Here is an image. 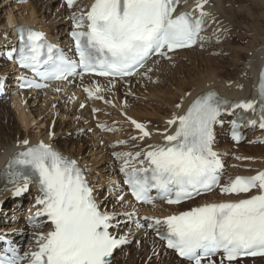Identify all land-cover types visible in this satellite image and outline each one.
Instances as JSON below:
<instances>
[{
  "label": "snow or ice",
  "instance_id": "obj_1",
  "mask_svg": "<svg viewBox=\"0 0 264 264\" xmlns=\"http://www.w3.org/2000/svg\"><path fill=\"white\" fill-rule=\"evenodd\" d=\"M207 2L197 0L192 12H181V0H93L87 10L81 8L71 16L75 59L49 43L43 33L20 28L18 51L7 58L15 59L20 68L31 71L39 80L22 77L21 87L46 88L49 81L88 75L110 78L111 88L116 80L137 75L154 56L171 59L169 54L179 49L191 48L198 42L203 45ZM65 3L71 9L76 0ZM102 91L98 83L84 88L89 99H104ZM250 111L259 112V127L264 130V69L255 100L232 103L215 92H207L194 99L183 114L173 115L166 122L174 130L161 133L163 143L149 144L134 155L113 153L120 162L123 185L139 204L159 200L180 205L216 189L221 196L236 197L205 203L163 219L137 216L133 220L135 212L108 211L75 160L51 144L41 141L30 145L24 140L23 150L7 161L3 173L8 183L17 184L15 196L27 192L29 182L37 185L38 210L29 219V226H51L37 237V249L24 259L29 264H112L114 251L132 243L131 233H121L120 216L134 223L137 230H155L182 264H215L212 258L218 254L220 264L264 256V171L236 176L221 185L223 164L214 151L215 129L223 125L222 117H235L231 121V138L239 142L242 137L238 128L243 114ZM130 123L138 132L132 140L144 141L152 136L146 125L135 120ZM250 123L254 126L256 121ZM113 196L124 207V189L118 184L109 188L105 200ZM136 243L139 245V241ZM0 264H21L17 249L11 245L4 248Z\"/></svg>",
  "mask_w": 264,
  "mask_h": 264
},
{
  "label": "bare ground",
  "instance_id": "obj_2",
  "mask_svg": "<svg viewBox=\"0 0 264 264\" xmlns=\"http://www.w3.org/2000/svg\"><path fill=\"white\" fill-rule=\"evenodd\" d=\"M196 2L197 0H181L178 11L192 12ZM92 3L93 0H77L70 9L67 7L65 0H0L1 11H4V17L7 20L6 24L0 22V85H2L0 86V103L6 99V94L9 93L4 86V77L8 70L6 66L9 64L7 57L11 56L16 45L14 27L16 25H26L29 28L37 29L49 40L55 41V44L66 46L69 43L68 32L72 31L71 16L74 12L79 13L81 8L87 10ZM262 3H264L263 0H256L251 3V7L247 8L240 0H208L207 4L204 5V11L208 15L203 18V31L201 33V36L205 38L203 45L198 42L190 49L169 54L171 59L164 62L163 65H157L158 61H163V59L153 58L138 71L137 75L129 79L116 80L114 82L115 86L111 88L109 78L84 76L69 79L65 83L50 84L43 90L30 88L28 92L22 91L18 88L21 75L14 69L12 61L9 66L11 74L9 77L15 80L10 84L15 89V95L11 98L10 104L21 129L15 131L10 129L0 136V172L4 168L5 161L15 152L23 149L22 142L24 140H28L30 145L43 141L51 144L64 156L75 160L83 170L89 185L95 190L97 186L95 179L92 177L94 164L106 163L109 176L111 175L113 180L118 182V179H122L123 175L119 171L120 162L114 159L113 153H132L134 155L136 152L147 149L149 144L163 143L164 139L161 133L166 131L170 134L174 130L169 128L166 122L173 115L183 114L198 95L212 90L219 97L228 99L232 103L255 100L258 75L264 65V16L261 14L255 15L253 7L260 8L263 5ZM235 4L237 5L236 8L234 7ZM56 25H59L60 33L53 37ZM11 29L12 36H10ZM223 36L224 38H222ZM10 38L12 43L9 41ZM245 40L248 42L246 43ZM68 51H70V45L66 47V52ZM216 53L221 56H215ZM225 53H227V56H222ZM183 56L190 61L189 63L194 64L192 68L197 65L195 69L198 70L196 72L199 75L196 78L194 76L196 72L191 73L190 69L186 73L184 72L185 70L182 67L186 62L180 61L184 59ZM225 60L227 66H224ZM150 64L151 67H149ZM172 64L176 65L173 70L170 68ZM149 69L151 70L149 71ZM177 74L183 78L179 82L174 79ZM187 79H190V81ZM154 82H158V84L154 85ZM97 83L103 90L101 95L104 99H89L84 92V88H93ZM141 83L144 85L143 90L147 89L145 95L148 97V102L145 100L146 103L142 106L140 104L125 106L120 100L121 94L124 91L129 94L138 92L142 87ZM106 101H110V103ZM178 104L181 105L180 108L176 107ZM81 105H84V107H81ZM134 107L137 109L150 108V111L144 109V112L130 110ZM160 110L164 113V116H159ZM237 111L241 110L237 109ZM9 115L6 114L4 118H9ZM234 118L229 115L222 117L224 129L218 128V125L216 126L214 144V151L220 155L223 164V176L226 177L229 174L230 180L236 176H251L258 171H264V144L263 148L252 149L253 156L245 153L249 152V149L236 148L240 153V160H246L244 163L246 170L237 169L238 164L235 160L238 156L234 155V159L230 160L229 147L223 144L228 142L230 146L234 143L230 136V122ZM130 120H135L141 124L146 123L144 125L152 133V136L142 141V143H139L140 140L138 139L132 140L131 137L138 136V132L134 129ZM153 120L155 121L153 122ZM250 121H256L255 125L253 126ZM155 123L157 125L154 128ZM98 125H102L106 129H114V131L102 130ZM33 127L39 130L35 134L30 133V128ZM240 129L243 132L245 141L264 138V130L259 127L258 112L244 113ZM85 131H88V136L74 140V137L82 135ZM120 141L125 143L119 144ZM117 144H119L118 147H112V145ZM90 163H93V165ZM18 183L23 184V182ZM119 186L124 189V201L130 202L131 209H127L125 204L124 207H121L120 204L113 201H103L100 199L99 192L95 191L106 207L109 205L107 207L108 211L114 209L118 213L124 211L135 212L136 215L133 216V220L137 216L141 219L146 216H149L148 218L152 220L163 219L166 216L205 203L236 199V197L221 196L219 191L214 190L211 195L201 196L181 207L170 208L162 202H156L148 206H138L132 202L126 186L123 183ZM16 187L17 184L8 186L0 182V235L11 239L12 245L19 243L16 245L22 248V252L18 251L26 255L37 249V237L51 230V226L34 228L27 224V220L33 217L38 210L35 201L40 193L36 187L29 183L27 192L15 196ZM110 206H113V208L111 207L112 210L108 209ZM139 212H142V215H139ZM2 213L10 214V216L5 215L7 218L4 217L1 220ZM40 219L43 221L45 218ZM118 219L121 221V233H131L129 239L134 238L138 241L145 234V237L148 235L147 228L137 230L135 224L128 221L126 217L120 216ZM142 222L144 221L142 220ZM161 231H164V229H161ZM25 232H29L31 235L30 245L25 244L23 241ZM154 234H156L155 230H153L152 243L158 245L159 241L154 238ZM5 246L4 243L0 242V249L3 250ZM164 252L168 263L182 264L171 251L165 250ZM212 259L215 260L217 257ZM262 259L264 258L238 260L231 264L260 262ZM204 264H207V262H204ZM225 264L228 263L225 262ZM258 264H262V262Z\"/></svg>",
  "mask_w": 264,
  "mask_h": 264
},
{
  "label": "rangeland",
  "instance_id": "obj_3",
  "mask_svg": "<svg viewBox=\"0 0 264 264\" xmlns=\"http://www.w3.org/2000/svg\"><path fill=\"white\" fill-rule=\"evenodd\" d=\"M240 1L242 3H244V6H246L248 8V7H251L252 6L251 3L254 2V1H256V0H254V1L253 0H240ZM243 1H245V2H243ZM263 2H264V0H263ZM246 3H247V5H245ZM236 4L234 5L235 8L237 6ZM262 4L263 5L260 8L259 7H253V12H254L255 15H260L261 14V15L264 16V3H262ZM0 6H1V4H0ZM52 14H53V11H52ZM4 16H5L4 15V11H1V8H0V22L2 24H6V21H7L6 20V17H4ZM256 17H258V16H256ZM7 27L9 28V26H7ZM59 28H60L59 25H56L55 26V30H54V33L52 35L53 37H56V35L58 33H60ZM228 31L230 32L231 30L229 29ZM10 34H11L10 36H12V29H11V33ZM222 38H224V36ZM9 40H11V38ZM245 41H246V43L248 42L247 40H245ZM246 43H244V44H246ZM198 51H201V50H198ZM215 56H221V55H219L218 53H216ZM222 56H225L226 57L227 56V53H225V55H222ZM183 58L184 59L181 58L182 60H180V61H183L184 63L186 62L185 65L182 67L185 70L184 71L185 73L188 71V69H190V72L191 73H195L196 71H198V70L195 69L197 67V65L195 66V68H192V66H194V64L193 63H189L190 61L189 60H186L185 59V56H183ZM169 60L170 59H163V61L160 60V61H158L157 65H161V64L163 65L164 62H168ZM8 63L9 64H7V66H6V68H8V70H7L6 75L4 77V81H5V85L4 86H5V89L8 90L9 93L6 94V99H4L2 101V103H0V134H1L0 136H2L3 134L7 133L10 129L12 131L13 130L15 131L16 129L17 130L21 129V126L18 125V122H17V120L15 118L14 112H13V110L11 108V104H10L11 103L10 102L11 98L14 97V95H15V89L10 84H12V82L15 81V80L12 77H9V76H11V74H10V67H9L11 63L10 62H8ZM191 64H193V65H191ZM151 66L152 65L150 64L149 67H151ZM175 66H176L175 64H172V66H170V68L173 70V69H175ZM224 66H227L226 60H225ZM198 75H199V73L197 74V72H196L194 74L195 78ZM192 78H193V75H192ZM174 79H176L175 81H178L179 82V80H182L183 78L179 74H177V75H175V78ZM188 81H190V79ZM153 84L154 85L155 84H158V82H154ZM141 86L142 87L136 93L129 94V93H126L124 91L121 94L120 100L123 102V104L125 106H128V105L129 106H133V104H140V106H142L146 102H148V100H147L148 97H146V95H145V92H147V89L143 90L144 85H142V83H141ZM12 88H13V90H12ZM12 91H14V92H12ZM28 91H30V90H27L26 92H28ZM135 98L137 99V101H136ZM145 100H146V102H145ZM140 102H142V103H140ZM143 109L145 111H150V108L137 109L136 107H134V108H132L130 110H133V111L140 110L141 112H144ZM6 114H10L9 115L10 117L8 116L10 119L9 118H7V119L4 118ZM159 116H164V113L161 110H160ZM93 121H94V119H93ZM154 121L155 120H153V122ZM144 124H146V123H144ZM156 125H157V123H155L153 125V127L155 128ZM223 126H224V124L223 125H218V128L224 129ZM30 127H32V126H30ZM35 128L36 127H33L32 129L30 128V133L31 134H35V132H38L39 131V130H37ZM85 132H83L82 135H80L78 137H74V140H76L78 138H83L84 136H88V133H87L88 131L86 133ZM139 143H142V141H139ZM223 145L226 146V147H229V150H230V157L229 158H230V160H233L234 159V157H233L234 155L240 157V153L237 150L238 147H242L243 149L245 148L244 150L249 149V152H245L249 156H253V154H254L252 152L253 151L252 150L253 148H259V147L263 148V145L260 144L259 139H257V138L256 139L254 138V139H252L250 141H243L240 144H234L233 143V144H231L232 146L230 145L231 147L229 146L228 142H225ZM133 147L135 148V146H133ZM235 161L238 164V166H237V169L238 170H241V171L246 170V167L244 165V163L246 162V160L243 161V160H240V159H236ZM90 164L93 165V163H90ZM93 168H94V171H92V177L95 179V184L97 186L95 190H97L99 192L100 199L104 201L105 200V197L108 196V190H109V188L110 187H115L116 183L118 185H120L122 183L123 179H118V182H115L113 180V177L111 175L109 176V171L107 169V164L106 163L105 164L103 163L101 165H99V164H96L95 165L94 164L93 165ZM226 174H227V170H226ZM229 181H230V176H229V174H227L226 177L225 176L222 177L221 185H223V184H225V183H227ZM113 182H114V184H113ZM217 191H219V189H217ZM208 195H211V193L208 194ZM107 201H113L114 203L118 204L114 196L113 197H109L107 199ZM129 203H130L129 201H124L125 207L127 209H131L130 208L131 204H129ZM111 207L113 208V206H110L108 209L109 210H112ZM138 214L139 215H142V212H139ZM5 215L8 216V217L10 216V214L2 213L1 220L4 217H6ZM146 217H149V216H146ZM142 218H144V217H142ZM146 231H147L148 235L145 237V235H146L145 234L142 239L138 240L139 241V245H137V243H136L137 239L130 238L131 241H132L131 244L123 246L122 249H117L115 251V253L113 254L112 264H135V263L136 264H170V263H168L166 261L167 260L166 255H164L165 254V252H164L165 249L163 247V243L160 240H159L158 245H157V243H152V240L151 239L153 237V230L152 229H146ZM125 233H127V232H125ZM23 238H24L23 241H24L25 244H28V245L31 244L30 243L31 242V240H30L31 235H30L29 232H25L24 235H23ZM154 238L156 240H158L157 237H156V234H154ZM154 250H155V253L156 254L153 255ZM220 260H221V258L218 257L214 261H215L216 264H220ZM151 261H152V263H151ZM261 262H262V264H264V259H262L260 262H246V263L239 262L237 264H258V263H261ZM171 264H176V263L173 262Z\"/></svg>",
  "mask_w": 264,
  "mask_h": 264
}]
</instances>
